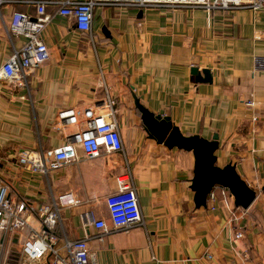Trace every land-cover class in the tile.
I'll return each mask as SVG.
<instances>
[{"label": "crops", "instance_id": "obj_1", "mask_svg": "<svg viewBox=\"0 0 264 264\" xmlns=\"http://www.w3.org/2000/svg\"><path fill=\"white\" fill-rule=\"evenodd\" d=\"M33 1L0 5V68L24 42L6 32L12 15L34 19ZM56 11L47 4L41 35L46 60L29 71L27 84L0 75V186H6L9 200L37 209L65 193L83 202L96 196L93 209L102 216L100 196L116 191V176L129 174L142 224L127 230L108 224L103 234L82 222L87 205L62 209L52 231L61 256L64 240L83 239L97 264H264V71L255 66L256 59H264V9L208 13L161 5L139 14L131 7H102L94 9L84 34ZM192 68L201 77L208 70L211 83H195ZM135 98L152 114L169 117L185 137L217 135L215 165L235 166L255 193L249 208L235 207L229 190L220 186L214 187V201L196 208L192 152L149 138ZM100 100L115 111L121 153L88 160L78 149L75 161L48 176L19 164L23 151L62 145L60 111ZM251 100L253 108L246 106ZM236 232L243 237L233 242ZM239 250H246L247 258ZM27 260L22 238L0 232V264ZM51 262L48 255L33 264Z\"/></svg>", "mask_w": 264, "mask_h": 264}, {"label": "built area", "instance_id": "obj_2", "mask_svg": "<svg viewBox=\"0 0 264 264\" xmlns=\"http://www.w3.org/2000/svg\"><path fill=\"white\" fill-rule=\"evenodd\" d=\"M3 0H0V5ZM36 8L34 19L21 13H14L6 28L8 35L22 36L24 42L13 50L7 61L0 68V75L10 83L24 87L29 71L46 60L47 48L42 41L47 20L45 8L52 4L57 8V15L72 20L76 30L88 33L91 29L94 9L102 7H131L140 11L161 5L174 8H200L211 13L224 10L247 9L257 12L264 9V0H57L32 2ZM256 69L264 71V59H256ZM253 108L255 103L246 102ZM253 122L256 118L252 119ZM57 124L63 132V143L49 151H23L19 164L33 174L48 176L66 164L77 159L80 149L88 160L103 155L119 154L123 150L115 111L106 100L96 101L82 109H66L58 113ZM116 191L100 196L104 215L94 212L96 196H88L85 202L71 193L59 195L50 205H41L31 209L26 202L15 203L7 197L6 186H0V232H10L22 238L28 264L49 255V264H97L89 252L86 240L63 241L61 256L56 247L57 239L52 231L61 221L62 209H77L88 206L79 216L86 225L107 234L108 224L115 229L127 230L142 224L136 189L129 174L116 176ZM223 201L225 189H220ZM209 201L216 199L213 188L207 195ZM241 232L234 234L233 242L241 240ZM235 251V250H233ZM242 258H247L246 250H239ZM237 254V252L235 253ZM210 258V256H208Z\"/></svg>", "mask_w": 264, "mask_h": 264}, {"label": "water", "instance_id": "obj_3", "mask_svg": "<svg viewBox=\"0 0 264 264\" xmlns=\"http://www.w3.org/2000/svg\"><path fill=\"white\" fill-rule=\"evenodd\" d=\"M142 11L139 12L141 14ZM200 73L196 68L191 69V75L195 83H211L212 78L208 70ZM134 105L141 114L144 131L149 138L163 144L168 149L177 148L192 152L194 157L193 178L191 190L194 192V204L196 208L206 207L208 193L215 187L220 186L229 190L234 198V206L248 209L255 199V193L238 176L235 166L227 164L223 168L215 165V152L218 149V136L214 135L211 140H205L199 136L185 137L177 127L173 126L169 117L154 115L146 110L135 98Z\"/></svg>", "mask_w": 264, "mask_h": 264}]
</instances>
